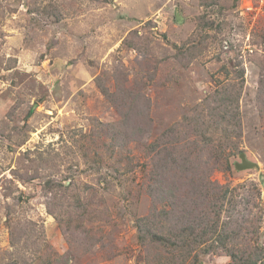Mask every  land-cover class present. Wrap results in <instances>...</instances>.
<instances>
[{
    "label": "rangeland",
    "instance_id": "374dc122",
    "mask_svg": "<svg viewBox=\"0 0 264 264\" xmlns=\"http://www.w3.org/2000/svg\"><path fill=\"white\" fill-rule=\"evenodd\" d=\"M223 86L238 108L230 169L210 160L211 179L258 187L264 245V0H0V264H155L136 239L144 145L171 143ZM241 153L255 167L236 169ZM59 182L85 191L89 214Z\"/></svg>",
    "mask_w": 264,
    "mask_h": 264
},
{
    "label": "trees",
    "instance_id": "16d2710c",
    "mask_svg": "<svg viewBox=\"0 0 264 264\" xmlns=\"http://www.w3.org/2000/svg\"><path fill=\"white\" fill-rule=\"evenodd\" d=\"M203 18L204 15L198 17L199 21ZM212 97L205 111L185 116L164 133L173 139L171 143L157 137L144 145L151 156V168L146 169L143 182L150 210L136 220V239L154 249L152 257L145 255L147 263L194 264L205 254L223 252L230 264H264V245L258 244L262 234L258 187L253 183L248 187L245 183L220 184L211 179L210 160L223 171L230 169L228 129L238 108L237 97L226 86ZM30 112L31 108L25 116ZM111 129L112 126L108 128ZM114 130L115 139L121 141V132L115 127ZM73 188L74 183L59 182L56 192L67 191V195L66 202L58 198V208L66 203L80 212L76 217L86 216L90 203L81 199L85 191L77 193ZM238 189L243 192L239 200ZM50 212L61 221L60 213ZM73 222L71 218V226Z\"/></svg>",
    "mask_w": 264,
    "mask_h": 264
},
{
    "label": "water",
    "instance_id": "95a60500",
    "mask_svg": "<svg viewBox=\"0 0 264 264\" xmlns=\"http://www.w3.org/2000/svg\"><path fill=\"white\" fill-rule=\"evenodd\" d=\"M176 19H180L179 14L176 13ZM255 167V164L251 161H249L244 154H240V161L235 163L236 169H244V168H250Z\"/></svg>",
    "mask_w": 264,
    "mask_h": 264
},
{
    "label": "built area",
    "instance_id": "2783aa9c",
    "mask_svg": "<svg viewBox=\"0 0 264 264\" xmlns=\"http://www.w3.org/2000/svg\"><path fill=\"white\" fill-rule=\"evenodd\" d=\"M260 1H262V0H260Z\"/></svg>",
    "mask_w": 264,
    "mask_h": 264
}]
</instances>
